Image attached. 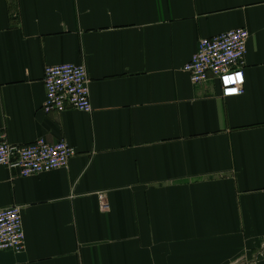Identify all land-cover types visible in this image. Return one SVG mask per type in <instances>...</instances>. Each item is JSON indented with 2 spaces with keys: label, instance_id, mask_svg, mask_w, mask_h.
Here are the masks:
<instances>
[{
  "label": "crops",
  "instance_id": "crops-1",
  "mask_svg": "<svg viewBox=\"0 0 264 264\" xmlns=\"http://www.w3.org/2000/svg\"><path fill=\"white\" fill-rule=\"evenodd\" d=\"M237 29L245 91L223 99L184 67ZM67 63L87 69L90 113L43 111L45 69ZM2 132L77 155L30 178L0 167L26 235L0 264H264V0H0Z\"/></svg>",
  "mask_w": 264,
  "mask_h": 264
},
{
  "label": "built area",
  "instance_id": "built-area-1",
  "mask_svg": "<svg viewBox=\"0 0 264 264\" xmlns=\"http://www.w3.org/2000/svg\"><path fill=\"white\" fill-rule=\"evenodd\" d=\"M250 33L246 29L231 30L213 38L203 39L198 52L185 65L195 86L215 78L223 99L244 94V65ZM90 79L85 66L62 64L45 69L46 90L43 111L47 114L76 110L90 113ZM77 155L75 148L66 142L50 143L42 138L19 146L11 144L5 133H0V167L18 170L23 178H30L56 170L67 169ZM100 207L108 211L109 205L100 196ZM26 250L23 210L12 206L0 210V251L21 254Z\"/></svg>",
  "mask_w": 264,
  "mask_h": 264
}]
</instances>
